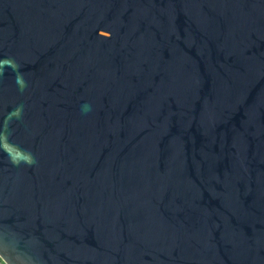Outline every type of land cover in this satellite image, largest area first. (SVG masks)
Wrapping results in <instances>:
<instances>
[{
	"label": "water",
	"instance_id": "water-1",
	"mask_svg": "<svg viewBox=\"0 0 264 264\" xmlns=\"http://www.w3.org/2000/svg\"><path fill=\"white\" fill-rule=\"evenodd\" d=\"M5 264H264V0H0Z\"/></svg>",
	"mask_w": 264,
	"mask_h": 264
},
{
	"label": "built area",
	"instance_id": "built-area-1",
	"mask_svg": "<svg viewBox=\"0 0 264 264\" xmlns=\"http://www.w3.org/2000/svg\"><path fill=\"white\" fill-rule=\"evenodd\" d=\"M0 264H5V262L0 257Z\"/></svg>",
	"mask_w": 264,
	"mask_h": 264
}]
</instances>
